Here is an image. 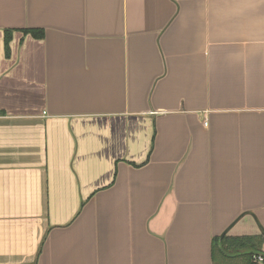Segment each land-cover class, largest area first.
Returning <instances> with one entry per match:
<instances>
[{"label":"crops","instance_id":"1","mask_svg":"<svg viewBox=\"0 0 264 264\" xmlns=\"http://www.w3.org/2000/svg\"><path fill=\"white\" fill-rule=\"evenodd\" d=\"M228 228L264 234V0H0V264H212Z\"/></svg>","mask_w":264,"mask_h":264},{"label":"trees","instance_id":"2","mask_svg":"<svg viewBox=\"0 0 264 264\" xmlns=\"http://www.w3.org/2000/svg\"><path fill=\"white\" fill-rule=\"evenodd\" d=\"M263 244L264 234L244 236L225 234L223 237H216L212 248V264H259L253 259V254L263 253Z\"/></svg>","mask_w":264,"mask_h":264},{"label":"built area","instance_id":"3","mask_svg":"<svg viewBox=\"0 0 264 264\" xmlns=\"http://www.w3.org/2000/svg\"><path fill=\"white\" fill-rule=\"evenodd\" d=\"M262 252L264 253V244H263ZM263 253H257V254L255 253V254H253V259L256 262L264 263V254Z\"/></svg>","mask_w":264,"mask_h":264},{"label":"water","instance_id":"4","mask_svg":"<svg viewBox=\"0 0 264 264\" xmlns=\"http://www.w3.org/2000/svg\"><path fill=\"white\" fill-rule=\"evenodd\" d=\"M228 230H229V228L226 229V230L222 233L221 237H223L225 234H227Z\"/></svg>","mask_w":264,"mask_h":264}]
</instances>
